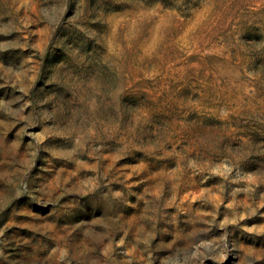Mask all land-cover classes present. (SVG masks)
Here are the masks:
<instances>
[{
	"label": "rangeland",
	"instance_id": "obj_1",
	"mask_svg": "<svg viewBox=\"0 0 264 264\" xmlns=\"http://www.w3.org/2000/svg\"><path fill=\"white\" fill-rule=\"evenodd\" d=\"M0 264H264V0H0Z\"/></svg>",
	"mask_w": 264,
	"mask_h": 264
}]
</instances>
